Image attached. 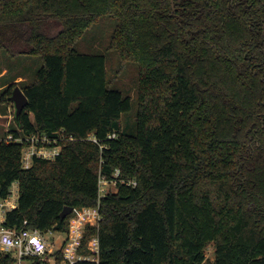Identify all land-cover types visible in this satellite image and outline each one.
Masks as SVG:
<instances>
[{"label": "trees", "instance_id": "16d2710c", "mask_svg": "<svg viewBox=\"0 0 264 264\" xmlns=\"http://www.w3.org/2000/svg\"><path fill=\"white\" fill-rule=\"evenodd\" d=\"M104 17L116 23L109 49L139 69L134 131L106 55L76 48ZM2 51L42 66L16 84L28 105L0 136L61 147L24 168L27 143L0 141V196L19 186L9 229L67 233L66 207L99 206L79 250L97 236L98 264H264V0H0ZM8 74L0 103L23 77Z\"/></svg>", "mask_w": 264, "mask_h": 264}, {"label": "built area", "instance_id": "2783aa9c", "mask_svg": "<svg viewBox=\"0 0 264 264\" xmlns=\"http://www.w3.org/2000/svg\"><path fill=\"white\" fill-rule=\"evenodd\" d=\"M115 136L113 135V137ZM0 141L27 143L22 150V164L24 168H30L35 158L55 159L61 150V147L58 145L48 147L47 145L52 141L46 136L14 137L13 134L8 133L4 137L0 136ZM119 173V170H117L114 180H100V197L105 196L109 192V190L108 192L105 191L104 186L110 184L116 188ZM121 183L136 185L135 180L121 179ZM18 197L19 186L17 182L12 184L10 193L6 198L0 196V252L9 254L14 259L12 264H22L27 259L46 261L48 260L47 255L51 254L52 250L49 249L45 234L29 227L17 231L9 229L5 225L6 212L17 208ZM100 220L99 206L74 210L73 216L70 219L69 231L66 233V240L61 249L65 262L68 264H75L79 261L99 263L100 243L97 236L88 243L87 254H80L79 250L87 225H97ZM25 225H28V223L25 222Z\"/></svg>", "mask_w": 264, "mask_h": 264}, {"label": "rangeland", "instance_id": "374dc122", "mask_svg": "<svg viewBox=\"0 0 264 264\" xmlns=\"http://www.w3.org/2000/svg\"><path fill=\"white\" fill-rule=\"evenodd\" d=\"M115 21L111 18L104 17L100 22L90 29L84 37L76 44V48L80 53L91 54L100 52L106 55V71L109 86L120 90L124 96L130 97L132 100V111L123 115L125 127L129 131H134V121L138 109V81L139 69L134 63H123L118 53L109 49L111 42V35L115 28ZM109 49V50H108ZM22 50V49H20ZM42 66L40 58L35 57L32 59L24 55H18L15 52H0V79L3 75L9 76L21 74L23 77L17 79L14 84L16 85L23 80H34L37 70ZM3 79V78H2ZM0 80V89L1 87ZM18 86V85H16ZM15 107L13 103L1 102L0 103V135L6 132L10 126L14 127ZM105 191H115L113 185L104 186ZM106 193V192H105ZM49 249L52 250L48 254V260L38 263L36 260L27 259L22 264H57L56 253L63 248L64 241L66 240V233L60 231H50L45 234ZM215 246L210 244L206 250L207 262L214 261ZM62 264H68L63 261Z\"/></svg>", "mask_w": 264, "mask_h": 264}, {"label": "water", "instance_id": "95a60500", "mask_svg": "<svg viewBox=\"0 0 264 264\" xmlns=\"http://www.w3.org/2000/svg\"><path fill=\"white\" fill-rule=\"evenodd\" d=\"M10 99L15 107V118L16 120H18L21 113L24 111V109L28 105V98L23 92V90L19 86H16L12 91V95ZM73 212H74V209L72 207H66L61 213V218L66 219Z\"/></svg>", "mask_w": 264, "mask_h": 264}, {"label": "crops", "instance_id": "0c3cea01", "mask_svg": "<svg viewBox=\"0 0 264 264\" xmlns=\"http://www.w3.org/2000/svg\"><path fill=\"white\" fill-rule=\"evenodd\" d=\"M22 78V77H21ZM18 79H20V78H18ZM15 82H17V81H15Z\"/></svg>", "mask_w": 264, "mask_h": 264}]
</instances>
